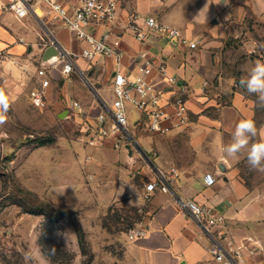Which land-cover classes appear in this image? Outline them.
<instances>
[{
  "label": "crops",
  "instance_id": "obj_1",
  "mask_svg": "<svg viewBox=\"0 0 264 264\" xmlns=\"http://www.w3.org/2000/svg\"><path fill=\"white\" fill-rule=\"evenodd\" d=\"M8 1L0 0V50L6 54L0 66V89L9 99L31 103L30 91L40 81L37 69L45 63L51 68L48 105L39 108L31 104L46 109L51 116L60 118L66 114L69 122L77 121L84 131L82 122L95 123L105 103L114 99L112 82L117 62L106 56L87 60L82 52L89 48L88 42L54 18L47 4L35 3L30 16L20 20L6 9ZM63 2L76 5L79 0ZM257 2L264 6V0H117L116 23L102 28L100 33H110V40L120 38L125 74L135 75L145 54L152 61H164L169 73L190 88L191 122L187 126L165 135H149L134 124L130 130L137 139L138 152L112 138L90 145V135L86 133L84 140H74L80 143H75L79 150L83 146V152H76L75 146L73 156L64 155L65 170L73 168L81 172V177L87 173L93 180L97 188L94 196L101 201L99 210L124 194L126 189L119 180L127 177L131 165L145 172L149 180L157 168L176 170L171 191H158L148 201V216L141 222L148 229L147 235L125 242V264H221L208 249L209 238L188 215L186 200L207 206L224 218L229 229L227 247L247 241L242 264H264V178L248 182L244 173L247 149L227 162L223 153L242 119H251L257 126L258 135L250 143L264 139V108L258 106L255 94L238 86L240 78L255 64L250 59L253 53L257 54L255 62H264V42L242 40L238 47L232 44L233 39L248 34L243 30L246 4L254 3L253 15H258ZM132 14L139 16L140 27H144L148 16L178 27L185 38L197 44L196 48L170 42L157 33H151L142 44L124 29ZM41 34H53L76 55L77 70L70 78L64 79L57 56L44 60L46 49L41 44ZM152 76L159 86H166L155 71ZM204 82H208L206 88ZM72 102H79L78 113L71 109ZM62 141L56 145L64 147ZM143 163L149 168L143 169ZM207 174L215 179L214 184H206ZM110 179L113 183H108ZM99 183L102 188L97 186Z\"/></svg>",
  "mask_w": 264,
  "mask_h": 264
},
{
  "label": "rangeland",
  "instance_id": "obj_2",
  "mask_svg": "<svg viewBox=\"0 0 264 264\" xmlns=\"http://www.w3.org/2000/svg\"><path fill=\"white\" fill-rule=\"evenodd\" d=\"M254 6L246 4L243 30L248 34L233 39L234 46L238 47L242 40L264 42V6L257 2L258 15H253ZM255 57L257 54L253 53L250 58L254 63ZM238 86L241 87L239 83ZM9 103L7 122L0 126V264H125L124 244L129 230L141 224L150 209L144 199L149 181L145 172H137L131 165L127 177L119 180L126 189L121 198L97 209L101 201L94 196L97 188L89 174L81 177V172L73 168L65 170L64 155L73 156L75 146L76 152L82 153L83 146L79 150L75 145L79 142L74 140H84L88 132L75 120L69 122L66 117L51 116L46 109L34 108L29 100L9 99ZM127 110L132 129L140 113L130 105ZM58 140H64V147L56 145ZM139 158L144 161L142 156ZM244 165L248 182L264 178L263 172L250 169L247 160ZM142 168L149 166L143 163ZM108 183H113L112 179ZM97 186L102 188L103 184ZM16 188L25 189L34 201L48 202L56 210L68 208L74 214L50 220L15 197ZM137 215L142 221L134 223ZM76 219L84 228L88 251L79 245ZM28 252L32 258L26 260Z\"/></svg>",
  "mask_w": 264,
  "mask_h": 264
},
{
  "label": "built area",
  "instance_id": "obj_3",
  "mask_svg": "<svg viewBox=\"0 0 264 264\" xmlns=\"http://www.w3.org/2000/svg\"><path fill=\"white\" fill-rule=\"evenodd\" d=\"M37 2L47 4L54 18L61 20L77 38L88 42L89 48L82 52L87 60H93L96 56H106L112 57L118 64L112 82L114 99L110 103H105V110L95 118V123L82 122L85 131L90 135V145L102 139L112 138L117 144L138 152L137 139L129 127L127 110L129 105L139 111L140 118L136 124L144 128L149 135L169 134L191 122L188 106L189 85L170 74L164 61H152L142 54L144 58L138 65L135 75H127L122 71L123 52L120 38L110 40V33H100L102 28L116 23L117 0H79L76 5H66L63 0H9L6 9L18 19L23 20L30 16ZM138 18L137 14H132L124 29L130 30L133 37L142 44L148 40L151 33H157L170 42L188 44L192 49L197 46L195 42L185 38L182 31L172 24L161 22L155 16H148L144 21V27H140L137 23ZM40 39L45 49L50 46L56 48L61 73L64 79L70 78L77 70L74 59L76 55L67 51L53 34H41ZM5 58L6 54L0 50V66ZM154 71L166 86H159V82L153 79ZM37 77L40 80L39 86L30 91V100L34 106L45 108L48 105L47 93L51 84V68L43 63L37 69ZM207 86L208 82H204L203 87ZM80 108L79 102L71 103L73 111L76 112ZM176 177L175 169L170 172L160 168L154 170L153 178L145 184L144 199L149 201L158 191L169 193ZM205 182L207 185H212L215 179L207 174ZM184 205L199 230L209 238L208 249L217 262L242 264L245 261L247 241L227 247L225 241L228 238L229 229L222 216L194 200H186ZM147 233L148 229L145 226L135 225L129 230L128 240L143 238Z\"/></svg>",
  "mask_w": 264,
  "mask_h": 264
},
{
  "label": "clouds",
  "instance_id": "obj_4",
  "mask_svg": "<svg viewBox=\"0 0 264 264\" xmlns=\"http://www.w3.org/2000/svg\"><path fill=\"white\" fill-rule=\"evenodd\" d=\"M239 84L249 94H255L258 106L264 108V62L256 61L247 74L240 78ZM9 107V98L4 90L0 89V126L7 122ZM257 135L258 129L253 120H240L235 126L231 142L223 149L225 161L238 158V154L247 149V163L250 169L264 172V139L250 143ZM54 251L55 249L53 253ZM30 258L31 253H25V259Z\"/></svg>",
  "mask_w": 264,
  "mask_h": 264
},
{
  "label": "trees",
  "instance_id": "obj_5",
  "mask_svg": "<svg viewBox=\"0 0 264 264\" xmlns=\"http://www.w3.org/2000/svg\"><path fill=\"white\" fill-rule=\"evenodd\" d=\"M44 142V141H43ZM14 196L20 199L21 201L24 202V204L29 207L33 211L40 212L44 214L47 218L50 220H55L62 215L66 213H73L71 209L68 208H62L59 210H56L53 206H51L48 202L42 201V200H37L34 201L28 196V192L25 189L22 188H16L13 190ZM135 211H138L135 209ZM142 221V218L137 215L134 219V223H139ZM75 230L77 233V238L80 247L82 248L83 251H88V244L86 242V237H85V231L83 226L81 225L80 221L76 219L75 221Z\"/></svg>",
  "mask_w": 264,
  "mask_h": 264
},
{
  "label": "water",
  "instance_id": "obj_6",
  "mask_svg": "<svg viewBox=\"0 0 264 264\" xmlns=\"http://www.w3.org/2000/svg\"><path fill=\"white\" fill-rule=\"evenodd\" d=\"M57 54H58V52H57L55 47H53V46L48 47L45 51V54H44V60H47L52 56H57ZM65 116H66V114L60 115V118H64Z\"/></svg>",
  "mask_w": 264,
  "mask_h": 264
}]
</instances>
